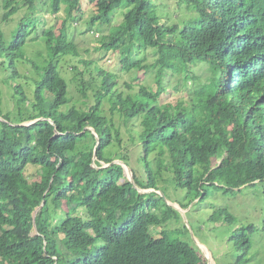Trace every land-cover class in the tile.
<instances>
[{"label": "trees", "instance_id": "16d2710c", "mask_svg": "<svg viewBox=\"0 0 264 264\" xmlns=\"http://www.w3.org/2000/svg\"><path fill=\"white\" fill-rule=\"evenodd\" d=\"M39 3L64 17L44 26L33 17ZM82 22L79 35L95 46L71 38ZM12 23L7 34L0 29V69L17 114L0 101V264H207L164 229L177 213L159 194L121 183L118 164L100 169L117 159L139 189L183 190L186 206L242 190L252 204L234 205L255 212L264 231V0H2L1 24ZM100 29L107 32L93 37ZM30 42L42 53L29 52ZM84 54H97L87 77L78 69ZM109 55H117L115 71L97 64ZM191 65L207 75L193 76ZM174 74L184 97L169 98ZM69 83L82 98L76 103ZM125 137L139 147L143 176ZM211 207V223L219 217L233 227V264H245L258 228Z\"/></svg>", "mask_w": 264, "mask_h": 264}, {"label": "rangeland", "instance_id": "374dc122", "mask_svg": "<svg viewBox=\"0 0 264 264\" xmlns=\"http://www.w3.org/2000/svg\"><path fill=\"white\" fill-rule=\"evenodd\" d=\"M1 1L0 0V29L4 33H8L11 28L14 27L15 23H12L10 26L5 27L3 24H1ZM158 2L166 1V0H155ZM170 1V0H167ZM86 10H90V7L86 6ZM64 17V13L61 11L58 16L52 15L49 11L47 6H43L40 3L36 6V10L33 14V17L36 18L37 20H40V22H45L44 26H51L53 22L56 24L59 23L60 17ZM87 16V15H86ZM86 17L85 19H87ZM122 20V16L120 13H118L114 20H113V25H117L120 21ZM164 22V19L160 21V23ZM42 27V25H40ZM74 29H70L69 31L72 32L70 34L71 38H73L76 42H78L79 46H82V48L86 47V43L89 41L90 46H95L96 43L95 41H92V38L90 37V34L81 36L79 33L81 32H86V27L84 25V22L82 23H76L73 25ZM94 32V31H92ZM107 32L106 29H100L98 32H94L93 37H97L100 34H105ZM85 40V43L84 41ZM38 41V40H36ZM38 42H35L32 44V42L28 43L26 45V49L29 52H32L34 54L37 53H42L43 50H41V46L37 44ZM33 49V50H31ZM29 52L27 51L26 56H30ZM117 55H109L108 57L104 58L103 60L99 61L97 64L99 66H104L106 69H111V70H116V60H117ZM31 57V56H30ZM94 59H97V54H91L86 55L84 54L81 56L79 59L78 63V69L79 71H83V68H86L85 72V77H87L88 72H92L94 65L91 64ZM35 60L39 63L41 61L40 57H36ZM203 67L201 65H196L193 67L191 65L189 69L191 70V73L193 76L198 77V76H206L207 74L203 72ZM17 70L19 73L24 74L30 72L29 67L25 65H21L17 63ZM117 74L119 75L120 78L121 75L117 71ZM28 76H30V73H28ZM153 76H150L147 74L142 83L146 84L148 81L150 82L152 80ZM181 75H176L174 74L173 77L170 79V83L172 86L176 87L174 90L171 88L169 98L173 97H184V93H182L181 86H178V81L181 78ZM66 80H68V77H66ZM123 80V79H122ZM6 83V84H5ZM68 91L69 94L72 96V103H76V101L82 99V98H76L77 93L75 90V87L73 84L69 83L68 84ZM11 89L10 85L5 81V76L2 70L0 69V101H1V106L2 110L4 113L6 112H11V117L16 116V112L14 110V102L11 99ZM31 112L28 111H23L21 118L22 119H28L30 116ZM109 113L106 115L108 116ZM30 122L25 121L23 124H29ZM131 133L137 137L139 133V128L135 129V131H131ZM124 141L127 143V146L125 145V148L123 149L125 152L126 150L128 151L129 154V160L131 162V165L133 167L137 166L136 158L135 155L138 152L139 147L131 146V142H128V137L124 138ZM120 161V160H116ZM103 165V164H102ZM104 166V165H103ZM130 168V167H129ZM140 176H143V170L140 165H138L136 168H133ZM131 170V169H130ZM132 173V171H131ZM26 176L29 179L35 178V169L33 167H28L26 170ZM133 176V175H132ZM122 183V182H121ZM163 191V192H162ZM161 193L162 196H160L163 199V202L166 204L167 207H170L173 209L177 214H174L170 220H168L165 223L164 229L170 230L173 229L175 233H173L170 237L171 238H177L180 241H185L188 243H192L195 246L194 239L202 244V246H199L198 250L200 253L203 255V257L206 259L207 264H233L235 261V258L230 254V249H229V244L227 243L228 236L230 235L231 231L233 230L232 226H226L222 224V219L219 217L217 218V223H211L209 221V218L213 216L214 211L211 205H213L214 209H218L220 207L227 208L228 211L237 217V219L240 221V223H244L246 221H242L243 219L246 218L247 224H250L254 221L256 218L257 214L255 212H249L246 213V210L248 208L245 206L243 209L239 208L238 206H235L234 204L243 201L248 204L251 203V199L248 196V194L242 193V190L240 193L235 192V193H229V194H223L222 191H212L211 195L204 201L201 202L198 205L191 204L186 206V202L184 201V191L183 190H175L172 188V190L167 189L164 187L162 189ZM231 192V191H229ZM167 203L170 204H175L183 207V214L178 211L177 209L173 208L172 206L168 205ZM186 206V207H185ZM251 207V206H250ZM249 207V208H250ZM185 211V212H184ZM217 213V212H216ZM242 216V217H241ZM256 227L258 228L257 231L253 230V240H252V245H251V251L247 254L248 256V262L245 264H264V231H261L260 224H256ZM161 231V228H152V234L157 235L158 232ZM8 239L12 242H15V237L14 236H9ZM202 247V248H201ZM208 259V260H207ZM209 261V262H208Z\"/></svg>", "mask_w": 264, "mask_h": 264}, {"label": "water", "instance_id": "95a60500", "mask_svg": "<svg viewBox=\"0 0 264 264\" xmlns=\"http://www.w3.org/2000/svg\"><path fill=\"white\" fill-rule=\"evenodd\" d=\"M42 119H43V118H39V119H37V120H35V121H33V122H36V121H39V120H42ZM0 121L6 123V121L3 120L1 117H0ZM10 125H13V126H19V125H17V124H11V123H10ZM26 125H29V124H26ZM85 130H87V129H85ZM88 130H90V131L94 134V136H95V138H96V140H97V136H96L95 132H94L93 130L89 129V128H88ZM56 134H57V132H56ZM94 158H95V157H94ZM111 164H118V165H120V166L122 167V169H123V176H124V179H121V182H123V181H125V180L128 181V182H130V183L133 185V187H134L139 193L145 194V193H150V192H156L157 194H159L160 196H162V193H161V191H159V190H158V191H155V190H141V189H139V188L135 185V183H134V179H133V176H132V173H131L130 168H129L124 162H122V161H116V160H114L113 162H111V163H109V164H105V165H104L103 167H101L100 169L106 168V167L110 166ZM93 167L97 168L95 165H93ZM167 204L170 205V206H172L173 208L177 209L178 211H180V212L183 214V210H184V209H181L178 205H177V207H176L175 204H170V203H167ZM39 209H40V207H38V208L35 210L33 216H35V213L38 212ZM184 212H185V211H184ZM33 230H34V232H36L34 218H33ZM194 243H195V246H196L197 248H199V246H202V244L198 243L195 239H194ZM201 248H202V247H201ZM207 260H208V259H207ZM208 262H209V261H208Z\"/></svg>", "mask_w": 264, "mask_h": 264}]
</instances>
